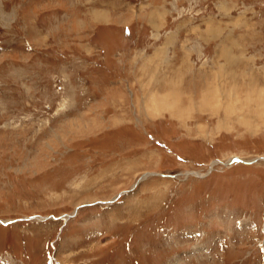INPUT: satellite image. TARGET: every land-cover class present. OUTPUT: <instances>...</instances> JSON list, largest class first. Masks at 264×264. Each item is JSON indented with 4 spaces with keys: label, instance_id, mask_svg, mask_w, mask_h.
<instances>
[{
    "label": "rangeland",
    "instance_id": "374dc122",
    "mask_svg": "<svg viewBox=\"0 0 264 264\" xmlns=\"http://www.w3.org/2000/svg\"><path fill=\"white\" fill-rule=\"evenodd\" d=\"M0 264H264V0H0Z\"/></svg>",
    "mask_w": 264,
    "mask_h": 264
},
{
    "label": "bare ground",
    "instance_id": "6f19581e",
    "mask_svg": "<svg viewBox=\"0 0 264 264\" xmlns=\"http://www.w3.org/2000/svg\"><path fill=\"white\" fill-rule=\"evenodd\" d=\"M100 17H102V16H100ZM103 17H104V15H103ZM106 17V16H105ZM98 18V17H97ZM99 20V19H98ZM198 176V175H197ZM67 219H69V218H67Z\"/></svg>",
    "mask_w": 264,
    "mask_h": 264
}]
</instances>
